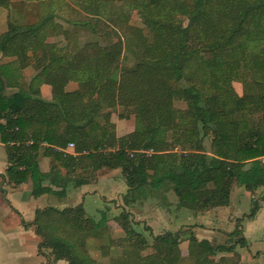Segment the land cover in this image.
<instances>
[{
	"label": "trees",
	"instance_id": "obj_1",
	"mask_svg": "<svg viewBox=\"0 0 264 264\" xmlns=\"http://www.w3.org/2000/svg\"><path fill=\"white\" fill-rule=\"evenodd\" d=\"M92 1L98 6L108 2ZM159 1L133 0L134 8H148V14L144 29L125 23L127 47L136 54L132 66H118L122 39L85 42L72 52L52 50L54 42L42 36L51 27L49 17L7 22L0 33V55L13 58L0 62V136L6 143L9 163L4 175L9 180L30 178L32 194L38 195L52 191L43 185L46 179L64 187L67 181H88L103 167H118L128 185L125 202L169 187L176 206L193 213L228 205L234 184L249 192L264 187V0H169L187 15L186 24L169 10L151 6ZM97 11L95 6L92 15L99 16ZM257 41L263 45L255 51ZM36 48L41 53L32 62L40 69L34 79L50 85L51 100L40 96L39 86L18 82L17 70L28 65V51ZM190 62L195 76L188 85L171 88L169 78L181 80ZM233 78L241 82V93L234 89ZM69 80L78 81V87L67 90ZM7 87L14 89L7 92ZM88 94L94 99H85ZM175 95L186 102L185 108L171 109ZM116 105L133 106L144 122L118 135L111 120ZM122 113L118 116H129ZM42 142L43 154L71 168L67 176L60 177L54 165L47 171L39 168L36 149ZM69 142L75 154L60 149ZM76 167L82 171L75 172ZM255 204L248 217L255 214ZM113 218L123 236L106 234L105 211L96 219L80 203L37 208L33 220L23 223L34 225L39 252L48 249L53 259H65L66 264H236L235 252L208 260V252H231L234 244H212L194 233L187 237L183 257L180 228L154 234L157 247L141 254L145 238L130 211L123 209ZM235 233L242 235L236 242L244 246L239 225L228 232ZM91 237L107 238L108 244L100 245L104 248L124 240L130 256L122 253L100 263L88 252L86 240Z\"/></svg>",
	"mask_w": 264,
	"mask_h": 264
},
{
	"label": "rangeland",
	"instance_id": "obj_2",
	"mask_svg": "<svg viewBox=\"0 0 264 264\" xmlns=\"http://www.w3.org/2000/svg\"><path fill=\"white\" fill-rule=\"evenodd\" d=\"M185 1L191 3L194 0ZM108 2L107 6L102 2L101 5L98 6L90 0V3L93 5L88 4L85 6L80 0H7L3 5H0V33L6 29L9 20L34 23L42 18L49 17L51 27L48 26L42 36H45L47 40L54 42L52 50L59 49L61 51L67 50L72 52L77 50L85 42L96 41L101 42L102 44H108L111 41L122 39L124 48L117 61L118 66H132L136 62V54L131 52L127 47L129 36L124 34V30L126 29L125 23L128 26H140L144 29V21L148 14V8H134L132 6L133 0H108ZM94 5L98 7L97 12H99V16L92 15L93 8L95 7ZM151 6L159 8L163 12L169 10L173 18L177 19L180 23L186 24L188 21L187 15L183 14L180 9H174L172 5L169 4V0H160L158 3L152 4ZM87 20L90 23L87 22L86 24L85 22ZM121 26H123V28ZM114 31H116L117 34L114 33ZM255 45V51H257L262 48L263 44L257 41L254 46ZM206 52L205 54L210 55L208 51ZM40 53L41 50L39 48L28 51V65L20 67V69L17 70L18 82L25 87L30 84L39 86L40 96L45 100H51L50 85L41 82L38 79H34V76L38 74L40 67L35 65L32 61L37 58ZM12 58L13 57L0 55V62L11 60ZM186 67L187 70L185 76L181 80H175L174 77L169 78L171 88H181L182 86L188 85V82L190 81L189 79L195 76L196 68L194 62H190ZM240 69L241 71L246 70L245 68ZM232 84L234 89L238 93H241V82L233 78ZM77 87L78 81L76 80H69L65 85L67 90H74ZM11 90L10 87H7L6 89L7 92H10ZM86 97L94 99L90 94L86 95L85 99ZM185 107L186 102L179 98L178 95H175L172 100L171 109L173 108L175 110L177 108ZM121 112H123L122 114L133 115L135 111L133 106L116 105V107H114L111 117L113 116L115 120H118L119 122L121 121L119 125L120 132L122 130V132H128L126 130L131 127L134 122L135 124L143 123L145 120L143 114H139L140 119L137 118L135 121V118L131 116H118V113ZM154 118H157L156 113ZM209 143V137H206L205 145L207 148L210 146ZM41 160H46V158L42 157ZM118 172H120V170ZM238 190L240 189H236L234 193L232 211H230V209L227 211L229 217L232 215L231 218L226 220L224 215L226 213H218V210L209 212L203 217V219L209 223L207 228L214 230V233H211L213 237H208L212 244H234V251L231 252H208V260L213 261L221 254L232 256L235 252L237 253L234 258L236 264H264V187L256 189L253 192L248 191L246 195H243V193H240ZM165 191H167V193L170 192L169 195L164 196ZM240 191H242V189ZM171 192V189L166 187L162 191L158 190L154 194L146 196V198L138 197L129 202H125L121 194L122 197L120 196L117 202L116 200L107 201L106 203L108 204L104 206L101 205L100 201L95 200L91 201V206L93 208H89V212L97 219L100 217L101 212L105 211L108 215L107 226H109V232H106V234L109 233L113 238H117L123 236L124 231L113 216L123 209L129 210L130 216L136 220L135 228L140 231V236L145 238L144 247L140 250L141 254L152 252L157 247L158 241L154 238V234L180 228L179 247L182 256L187 257V237L189 234H197L198 236H196L200 238H204V236H208L209 234H205L206 231L202 229H200L199 232L198 229L193 228V222L197 220L198 217L194 214L188 215V212L190 211L187 208L176 206V195L173 194V192L171 194ZM253 201L256 202L255 214L252 217H248L251 207L253 206ZM260 210L261 212L257 218L251 220ZM238 225L241 227L242 234L247 241L244 246H240L239 243L236 242V240L242 236L241 234H228L229 231ZM244 228L246 229V235H248V237L244 235ZM72 235L74 238H79V240L84 242V238L78 236L74 231H72ZM108 241L107 238L103 237H91L86 240L89 254L96 258L100 263H106L115 257H120L122 253L124 256L127 254L128 250L126 246L130 248L124 240L119 241H121L122 244L126 243V246L116 243L110 245L108 248L100 246L108 244ZM84 246L81 247L84 248ZM22 250L23 248L18 244V254L22 255ZM241 253H243V255H241ZM129 256L130 252L127 254V257ZM128 262H130V260ZM188 262V260H183L181 264H188ZM31 263L32 262L30 261L27 264ZM131 263L134 264V261Z\"/></svg>",
	"mask_w": 264,
	"mask_h": 264
},
{
	"label": "crops",
	"instance_id": "obj_3",
	"mask_svg": "<svg viewBox=\"0 0 264 264\" xmlns=\"http://www.w3.org/2000/svg\"><path fill=\"white\" fill-rule=\"evenodd\" d=\"M15 66L17 67V64H15ZM10 89L13 90L14 87H10ZM129 116L135 118V121L139 118L136 112ZM111 120L115 124V130L118 135L125 133L122 132L123 130L121 132L119 131L121 121L115 120L113 116ZM133 125L126 131H130ZM28 142H30V140ZM43 145H45L44 142L40 143L36 149L38 152L37 160L39 168L42 171H47L51 165H54V168L57 169L56 173L60 177H64L68 171H71L69 170L71 168L60 164L59 161L55 160L51 155L43 154ZM60 149L75 154L73 142H69L65 147H61ZM42 157L46 158V160H41ZM8 163L6 143L2 141L0 136V264H27L30 261L32 262L31 264H66L67 261L65 259H53L48 253V249H43L42 252H39L38 242L40 238L35 232L34 225L24 224L23 222L33 220L36 209L48 205L62 208L80 203L83 205L86 213L92 215L89 212V208H93L91 206V201H100L102 206L107 205V201L116 200L117 202L121 194L123 196L124 192L128 189V185L125 182L120 168L103 167L97 170L95 177L80 184L67 181L64 183V187H62L46 179L43 181V185L48 186L52 191H44L38 195H34L31 191L32 181L30 178L26 181L16 183L9 180L8 177L4 175ZM75 170V172H80L82 171V167H76ZM119 170L120 172H118ZM236 189H242V191H238L243 193V195L248 193V190H246L243 185L234 184L230 194V203L228 205L213 207L210 208L213 210L208 209L197 213L188 212V215L194 214L198 217V219L193 222V228L198 229V231L200 229L206 231L205 234L209 235L204 237H213L211 233H214V230L207 228L209 223L206 222L203 217L209 212L218 210V213H226L224 214L226 220L231 218L232 215L229 217L227 211L229 209L232 211L233 209L232 200ZM169 193L165 191L164 196L169 195ZM260 212L261 210L258 211L251 220H255ZM243 232L244 235H246L245 228ZM246 236L248 237V235ZM18 244L23 248L22 255L18 254ZM241 255H243V253H241Z\"/></svg>",
	"mask_w": 264,
	"mask_h": 264
}]
</instances>
